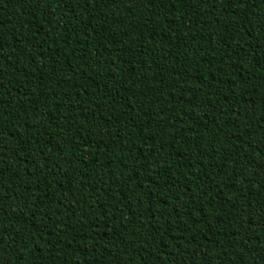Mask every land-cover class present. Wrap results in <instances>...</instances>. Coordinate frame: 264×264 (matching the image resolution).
Wrapping results in <instances>:
<instances>
[{
  "label": "trees",
  "instance_id": "obj_1",
  "mask_svg": "<svg viewBox=\"0 0 264 264\" xmlns=\"http://www.w3.org/2000/svg\"><path fill=\"white\" fill-rule=\"evenodd\" d=\"M0 264H264V0H0Z\"/></svg>",
  "mask_w": 264,
  "mask_h": 264
}]
</instances>
